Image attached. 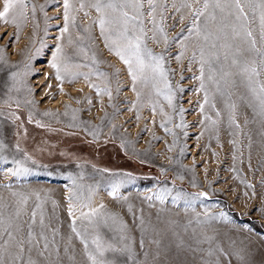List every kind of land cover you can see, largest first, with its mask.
Masks as SVG:
<instances>
[{
    "label": "rangeland",
    "instance_id": "obj_1",
    "mask_svg": "<svg viewBox=\"0 0 264 264\" xmlns=\"http://www.w3.org/2000/svg\"><path fill=\"white\" fill-rule=\"evenodd\" d=\"M94 2L68 0L66 22L65 0H27L26 19L0 21V231L18 223L19 237L27 241L35 211L32 245L26 243L32 250L23 254L34 264H91L73 226L89 241V251L95 253L91 240L97 235L105 247L117 249L105 254L113 264H264V111L257 99L264 68L259 57L247 54L257 61L249 66L259 71L251 76L242 71L244 57L231 66L232 55L225 61L218 48L220 60L212 62L217 71L210 73L205 64L202 89L198 61L205 18H198L197 36L188 31L193 16L181 6L184 0H156L153 24L145 0L144 43L163 57L165 77L164 87L144 100L143 92L159 74L141 77L133 90L127 65L106 46L100 13L89 6ZM202 7L203 0L193 4ZM250 27L259 48L258 10ZM58 45L60 77L68 72L91 90L83 92L72 82L67 87L77 93H69L63 79H53ZM205 53L207 58L206 46ZM42 88L44 95H38ZM64 92L74 102H46L47 96ZM166 96L174 100L171 109ZM92 209L98 210L95 215L81 217V211ZM2 245L0 240V253Z\"/></svg>",
    "mask_w": 264,
    "mask_h": 264
},
{
    "label": "snow or ice",
    "instance_id": "obj_2",
    "mask_svg": "<svg viewBox=\"0 0 264 264\" xmlns=\"http://www.w3.org/2000/svg\"><path fill=\"white\" fill-rule=\"evenodd\" d=\"M148 4L147 15L152 17L151 23L155 24L154 13L156 12V0H146ZM144 3L145 0H95L89 6L94 8L98 13L99 25L101 29V34L105 36L106 46L109 47L110 51H113L115 55L127 65L128 73L133 81V90L135 91V82L141 77L145 76V73L151 72L153 78L158 73L161 78L165 77L160 61L163 60L162 56H156L152 53L150 49L146 47L144 43L147 38V33L144 28ZM200 0H193L192 3H188L184 0L182 7L188 8L192 11V27L188 29L189 33L195 32L197 36H201V28L197 23L198 18L204 17V28L202 34V40L204 46H200V77L201 88L203 89V79H204V66L207 64L209 66V72L214 73L217 71L216 68L212 66L213 58L216 61L220 60V53L216 51L218 48L223 50V55L225 61L228 60L229 55H232L231 66H237L241 63L240 57H244V67L242 71L244 73H251V76L259 75L257 67H250L249 65H255L257 61L255 59H247V54L255 53L259 57V67L264 68V0H203V7L193 8V4H199ZM175 7V5H173ZM28 7L27 0H3L2 7H0V21L4 23L17 24L18 20L26 19V9ZM84 5L81 4V8ZM65 13L64 18L67 22L68 16V0H65L64 4ZM212 9L209 11V9ZM246 9H250L252 12V17L249 18ZM217 10L220 13L219 18L217 17ZM259 11V35L261 47H257V40L253 36V31L250 27L251 23L255 21V16ZM179 11V9H177ZM33 15L35 14V7L32 9ZM87 15V13H85ZM67 23L63 29V32H67ZM109 33L105 35V32ZM162 31V29H161ZM155 37H153L154 39ZM205 46L208 49L207 58L205 53ZM62 55L61 46L56 47V52L53 54V59L51 62V67L56 70L57 79L60 77V67L57 63L58 59ZM183 55L181 52L180 56L176 59L179 60ZM193 60L196 59V54L193 53ZM94 59V58H93ZM221 72H224L223 66L220 68ZM225 75L229 73L224 72ZM15 73H13V78H15ZM250 76V79H251ZM210 80L213 76L208 77ZM165 83L166 79H165ZM99 92V89H98ZM110 95V93H109ZM139 97V93H137ZM168 99L171 105L172 101L169 96L165 97ZM259 105L262 111H264V84H261L259 89V94L257 96ZM205 101H207V96H205ZM47 114V113H46ZM2 146V145H0ZM11 171V170H10ZM115 196V192L112 193ZM72 196H69V200H72ZM175 199V198H174ZM26 203V199L23 201ZM87 206V205H85ZM39 207V205L37 206ZM103 207V205H101ZM97 209H92L91 212L85 213L81 211V217L90 218L97 213ZM69 215H73V205L69 203L68 206ZM19 210L16 212V216L19 217ZM36 223V212L31 213V223L28 225L27 241L24 238L19 237V233L22 231L20 224H12L11 222L7 227H3L0 231V240H3L2 253H0V264H6L3 253H7L10 257L11 264H34L31 259L27 262L23 259V254L25 251L31 252V247H26L27 245H32L33 228L32 226ZM4 224L3 219H0V226ZM40 227L44 228V218L41 215L39 221ZM75 224V221H73ZM72 231L76 233L77 236L81 237V243L84 246L85 253L91 264H113L105 258V254L108 251H117V249L112 248L111 245L105 247L101 241L99 235L95 236L91 240V244L95 246V253L89 251V241L81 236L80 232H77L75 226H73ZM16 233V235H14ZM41 237L45 240L43 248L47 250L48 243L47 237L40 233ZM7 239H4V237ZM36 243H39L37 240ZM10 248H14L15 252H9ZM123 251V250H120ZM130 252V250H129ZM43 255V252L40 253ZM131 255L128 259H132Z\"/></svg>",
    "mask_w": 264,
    "mask_h": 264
},
{
    "label": "bare ground",
    "instance_id": "obj_3",
    "mask_svg": "<svg viewBox=\"0 0 264 264\" xmlns=\"http://www.w3.org/2000/svg\"><path fill=\"white\" fill-rule=\"evenodd\" d=\"M57 10V9H56ZM99 29H100V27H99ZM101 30V29H100ZM166 45V42H164V46ZM161 48V47H160ZM162 49V48H161ZM46 56H47V53H46ZM111 57L115 60V61H117V63L119 64V60L116 58V57H114L113 55H111ZM120 69H121V67H120ZM125 68L123 67V65H122V71H123V73L125 74V72L127 73V71L125 70ZM51 71V70H50ZM79 72H80V70H79ZM46 73V72H45ZM51 73H52V71H51ZM54 73V72H53ZM53 75V74H52ZM128 75V74H127ZM145 76H148V77H150V79H152V77H153V74L151 73V72H148L147 74H145ZM52 78H53V76H52ZM129 78V77H128ZM128 78L126 77V76H124L123 77V79H124V83H127L128 82ZM54 80H56V81H58V79H57V77H54L53 78ZM61 79H63V84H65V85H63V87L64 86H68V85H70L72 82H75L78 86H81L80 88H82V91L83 92H86V91H88V90H91L88 86H85V85H83V83H82V81H81V79H72V75L71 74H69L68 72L67 73H65L64 75H61ZM38 81H40V79L38 80ZM55 82V81H54ZM85 82V81H84ZM71 86V85H70ZM160 87H164V85H163V78H159L158 79V81H156V82H153L151 85L149 84V87H148V89H146V91L145 92H143V98H144V100H145V98H151L153 95H154V93H158L160 90H161V88ZM78 88V87H77ZM68 91H69V93H77V91L76 90H74L72 87H67L66 88ZM163 90H164V88H163ZM44 92H45V90L42 88L41 89V91H40V93L38 94V95H44ZM128 93L132 96V94L128 91ZM174 98V97H173ZM156 100L157 101H159V99L156 97ZM74 102V100L73 99H71L70 97H69V94L67 93V92H64V93H58L57 94V96H56V98H53V97H51V96H47L46 97V102H48L49 103V105H57V106H63V105H65V103H67V102ZM171 101H173L174 102V100H171ZM84 103V102H83ZM172 105L173 104H169V102H167V106H168V108L169 109H171V107H172ZM92 110H93V108H91ZM92 110H89L88 112H86L89 116H91L92 115ZM96 114V113H95ZM93 118H96V115H94L93 114ZM103 121H104V119H103ZM194 152V151H193ZM197 154V153H196ZM196 154H194V156L196 155ZM197 157V156H196ZM197 160V159H196ZM201 161V160H200ZM191 162H193V161H191ZM193 164V163H192ZM215 164L216 163H214V166H215ZM209 165H213V164H209ZM209 165H206V166H209ZM208 169H209V167H208ZM213 169H214V167H213ZM208 174H210L209 172H208ZM208 174H207V176H208ZM210 176H212V174L210 175Z\"/></svg>",
    "mask_w": 264,
    "mask_h": 264
}]
</instances>
